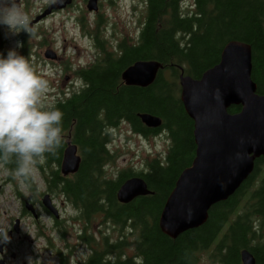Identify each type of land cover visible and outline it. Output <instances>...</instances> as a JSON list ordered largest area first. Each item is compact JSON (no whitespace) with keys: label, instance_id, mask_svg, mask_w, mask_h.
Listing matches in <instances>:
<instances>
[{"label":"trees","instance_id":"obj_1","mask_svg":"<svg viewBox=\"0 0 264 264\" xmlns=\"http://www.w3.org/2000/svg\"><path fill=\"white\" fill-rule=\"evenodd\" d=\"M145 1L146 17L137 40H122L113 50L99 56L98 62L79 70L85 86L55 104L63 113L61 144L53 153H46L41 167L35 169L45 179V191L63 194L69 203L83 205L85 217L89 215L90 219L91 212L101 210L99 200H102L112 207L105 212L107 216L134 220L138 233L136 255L130 257L133 260H120L118 252L116 264H195L197 250L210 243L214 247L211 259L219 264H240L239 250L243 247L253 254L255 264H264V172L258 185L248 189L264 156L255 159L252 172L231 195L210 207L206 221L200 226L175 238L158 226L164 198L179 173L191 163L195 150L193 124L180 100L178 76L183 71L198 79L219 61L227 42L242 41L251 46V78L257 92L264 95V0H194L192 11L180 6L183 0ZM97 45L104 48L98 40ZM139 59H156L164 66L146 87L127 85L121 78L123 69ZM165 69L169 71L167 77L163 75ZM239 109V105H232L229 111ZM141 113L159 117L163 127L170 129L174 144L165 162L148 161L147 169L139 171L154 194L116 205L115 190L131 171L120 170L114 184L106 177L100 179L105 163L114 157L108 147L107 129L126 122L135 132H144L145 126L138 116ZM69 129L70 141L77 145L82 156L75 178L59 174L67 143L63 134L67 135ZM4 164L14 174L15 160ZM9 180L23 183L33 199L41 192L33 174L18 181L10 176ZM241 198H244L242 213L227 221ZM123 244L107 245L104 253L94 252L87 264H100L103 255L105 264H112L106 252H111L112 247L119 251Z\"/></svg>","mask_w":264,"mask_h":264},{"label":"rangeland","instance_id":"obj_2","mask_svg":"<svg viewBox=\"0 0 264 264\" xmlns=\"http://www.w3.org/2000/svg\"><path fill=\"white\" fill-rule=\"evenodd\" d=\"M50 1L52 0H19L20 7L28 14L34 30V35L26 36L21 33L19 37L23 38L27 46L25 52L20 50L21 54L25 55L33 64L36 72L48 81V88L42 96V101L53 106L85 86L78 74L79 70L98 62L99 56H102L107 50H113L122 40L126 42L137 40L141 22L145 16V2L144 0H99L98 11L93 12L86 8L87 0H72L57 13L49 14L43 20L34 22L35 15L40 13ZM187 3L189 6L192 4V0H187ZM97 40L102 43L104 48L101 49L97 45ZM11 46V38L5 40L0 34V50H6ZM48 50L55 53L53 58L44 56ZM163 73L165 77L169 75L167 69L163 70ZM108 130H110L108 147L114 155L105 166V172H109L110 177L123 169L137 172L138 176H143L139 171L145 169L148 161L159 159L166 154L168 142L166 134L162 131L159 135H140L134 133L126 122H120L113 130ZM79 155H81L80 150ZM167 157L163 158L164 162ZM41 161L36 165L39 168L42 165ZM263 172L264 162L250 180L248 189L258 185L259 177ZM33 175L37 181L36 169ZM10 176L18 181V177L11 174L10 171L7 172L0 165V183H3L0 192V231L5 229L8 219L12 222L15 217L19 216L20 205L15 194L27 193V188L23 183L8 181ZM41 178L40 173L39 183L36 185H40ZM40 194L42 193H37L38 196ZM55 198V202L60 207L59 213H61L58 234L60 235L61 231L64 236L62 242L58 241L57 249L67 254L68 258L64 260L65 264H83L87 260L88 254H90L87 250H78L76 254H72L73 248L79 249L86 244L87 234L93 242L98 241L94 247L96 252L102 251L103 248L99 241L101 232L107 235L111 242L110 245L124 243L119 251L112 247L111 253L106 252L109 258H117L118 252V258L124 257L120 260L135 254V244L138 240L136 229L130 233L119 219L114 220L103 211L104 216L102 217L100 210L91 212L90 219L88 215L80 217L78 221L77 211L65 201V196L55 194ZM243 202L244 198L238 200L235 210L230 212L227 221L232 220L237 213H242ZM110 220L116 222L120 228L123 226L122 231L117 232L116 228L111 227ZM31 221L32 219L29 217H25L21 221V229L27 236L33 234ZM71 224L72 226H70ZM225 226L226 223L222 229ZM83 232L87 234H84V241H81L78 238L83 235ZM212 250L213 245L197 250L195 264H219L211 259ZM16 251L20 254L26 252L22 247H18ZM93 257L91 258L93 259ZM109 261L113 260L109 259Z\"/></svg>","mask_w":264,"mask_h":264},{"label":"water","instance_id":"obj_3","mask_svg":"<svg viewBox=\"0 0 264 264\" xmlns=\"http://www.w3.org/2000/svg\"><path fill=\"white\" fill-rule=\"evenodd\" d=\"M69 1L57 0L33 21ZM97 1L88 0V9L96 11ZM250 52L248 45L232 41L225 47L221 62L200 80L181 79L180 97L193 119L196 151L191 164L177 176L158 217L160 230L171 238L202 224L210 206L231 195L252 172L255 157L264 155V95L254 92ZM45 56L54 55L46 52ZM160 68L158 60L139 59L126 67L121 77L127 85L146 87L153 83ZM231 105L241 108L231 113ZM140 116L149 126L159 125L158 119L149 114ZM76 149V144L68 142L60 165L62 173L78 169L80 156ZM150 192L143 178L132 176L120 185L117 196L127 202ZM43 202L56 213L48 194ZM241 259L242 264H255L247 249L241 251Z\"/></svg>","mask_w":264,"mask_h":264},{"label":"clouds","instance_id":"obj_4","mask_svg":"<svg viewBox=\"0 0 264 264\" xmlns=\"http://www.w3.org/2000/svg\"><path fill=\"white\" fill-rule=\"evenodd\" d=\"M21 33L34 35L28 14L19 0H0V34L12 40L0 50V161L14 159V175L27 179L44 155L60 146L63 113L42 101L48 81L21 54ZM9 239L7 230L0 231V243Z\"/></svg>","mask_w":264,"mask_h":264},{"label":"flooded vegetation","instance_id":"obj_5","mask_svg":"<svg viewBox=\"0 0 264 264\" xmlns=\"http://www.w3.org/2000/svg\"><path fill=\"white\" fill-rule=\"evenodd\" d=\"M168 73H169V71H168ZM83 83L85 85L84 81H83ZM190 120H192V119H190ZM192 124H193V121H192ZM143 125L145 126L144 132H135L133 130V128L131 126L130 127L134 133H139L140 135H144L146 133L147 134H159L160 130L157 129V127L156 128L148 127L144 123H143ZM161 126L163 127V123L161 124ZM108 129L113 130L114 127H108ZM163 129L166 130V132H167L166 134L168 135V145H167V150H166V155H167L170 153L169 151L172 148L174 142H173V138L170 135L171 134V132L169 131L170 129L167 127H163ZM192 131H193V129H192ZM71 134H72L71 129H69L67 135L63 134L64 137H66L65 143L70 141V139L72 138ZM193 140H194V138H193ZM192 158H193V156L191 157V161H192ZM39 163H40V161H39ZM0 165L3 166V168L7 172H9V169L5 166L4 162L0 161ZM59 174L62 177H66L65 175H69L68 176L69 178H75L77 175V172L68 173V174H62L60 172ZM99 174H100V179H104V177H106L107 179H114L115 180L119 177V173H116L111 178H110L109 172H103V173H99ZM130 176H132V175H129L128 177H130ZM128 177H126V178H128ZM142 178L145 180L144 176H142ZM145 182H146V180H145ZM113 184H114V182H113ZM120 184H122V183H120ZM120 184L118 185V187L114 193L116 205L125 204V203L120 202L118 200L117 195H116ZM146 184L148 186L147 182H146ZM36 188L38 191H43L42 194L37 196V199H33L31 197V193L28 190H27V193H22L20 191L21 194L20 193L15 194L16 199L20 205V213H19V216L15 217L13 219L12 222L10 219L7 220V225H6L4 230H7V235H8V237H10V239L7 242L0 243V264H53V263L54 264H65L64 260L68 258L67 254L62 252L60 249H57L58 248V246H57L58 241L62 242L64 239V236L61 234V231H60V235L58 234V229H59V224H60L61 218L57 214H54L53 212H51L42 203V197L44 196V193L47 192L50 195L54 206L57 208V210L59 209L58 210V212H59L60 207L55 202V199H56L55 194L52 192H49V191H45L47 188V184H46L44 178H41V183H40V185H36ZM153 194H154V192L147 194V195H139V196H148V195H153ZM136 197H138V196H136ZM166 198H167V196H166ZM166 198H164L162 207L164 205ZM132 200H130V201H132ZM65 201L69 203V201L67 200L66 197H65ZM130 201H128V202H130ZM27 202L32 205V208L34 209V211L26 208ZM99 202H100V207H101V210H100L101 216L103 217L104 216L103 212H106L107 209L112 210V207L110 204H104L102 202V200H99ZM128 202H126V203H128ZM69 204L72 206V208H74L77 211V215H76L77 219H80V217H85L83 215V211H85V208L83 207V205H82V207H79L77 204H75L73 202L69 203ZM59 215H61V213H59ZM25 217H29L32 219V221H31V224L33 225L32 236H27L26 233L23 232L21 229V221ZM110 221H111V227L116 228L117 232H121L123 229V226L128 228V231L130 233H133L136 229V224H135L134 220L132 218H129V217H121L120 223L123 225V226H121V228L113 220H110ZM70 226H72V224ZM69 229H71V227H69ZM85 231H86V229H85ZM84 234H87V233L83 232V235L81 237H79L78 239L81 241H84ZM99 239H100L99 241L101 242L103 248H102V251L97 252V253H104L106 246L109 245L110 242L108 240L107 235H104L102 232H101ZM39 240H41V241H39ZM85 240H86V242H85L86 244L83 245L82 247H79V249H76L77 251L78 250H81V251L87 250L88 252H90V254H88L87 260L83 264H87V262L89 261L90 257L93 255V253L96 252L94 247H95V244L98 242V241L93 242V240L90 239L88 234H87V238H85ZM210 245H212V243H210ZM18 247H22L23 249H25L26 252L23 254L18 253L16 251ZM213 249H214V247H213ZM243 249H245V247H243L239 250L240 264H242L241 251ZM77 251H73V249H72V254H76ZM109 253H111V252H109ZM102 258H103V261H101L100 264H105V261H104L106 258L105 255H103ZM128 258L130 260H133V258H130L129 256H127V258H125L124 260H127ZM110 260H113V262H111L112 264H116L117 258L112 259L110 257Z\"/></svg>","mask_w":264,"mask_h":264},{"label":"bare ground","instance_id":"obj_6","mask_svg":"<svg viewBox=\"0 0 264 264\" xmlns=\"http://www.w3.org/2000/svg\"><path fill=\"white\" fill-rule=\"evenodd\" d=\"M233 41H235V40H233ZM230 42H232V41H229V42H227V43L224 45V47H223V49H222V51H221V54H220V59H219V61H218L216 64H214L213 66H211V67H209L208 69H206L198 79L192 78L190 75L185 74L183 71H181L180 74H179V77H178V82H179V84H180V87H181V79H183V78H187V79H189V80H193V81H194V80H200V79L202 78V76H203L204 73H206V72H208L209 70L215 68V67L221 62V58H222V54H223V52H224V49H225V47H226ZM238 42L248 45L249 48H250V51H251V46H250L249 44H247V43H245V42H242V41H238ZM250 54H251V59H252V52H250ZM163 67H164V66H163V64L161 63V69H163ZM251 69H252V63H251ZM250 78H251V71H250ZM122 80H123V79H122ZM123 81H124V80H123ZM251 81H252V82L254 83V85H255V90H254L255 94L263 95V94H259V93L257 92L256 83L252 80V78H251ZM124 82H125V81H124ZM180 91H181V88H180ZM180 100H181V97H180ZM181 102H182V100H181ZM182 104H183V102H182ZM183 107H184V106H183ZM184 110H185V108H184ZM185 112H186V110H185ZM141 114H144V113H141ZM145 114H148V113H145ZM186 114L188 115L187 112H186ZM149 115H151V116L157 118L158 121H159V125L162 124V120H161L159 117H157V116H155V115H152V114H149ZM138 116H139V118L141 119V121L145 124V122L142 120L140 114H138ZM188 117H189L190 119H192L189 115H188ZM192 121H193V119H192ZM145 125L148 126V127H150V126L147 125V124H145ZM64 148H65V147H64ZM63 150H64V149H63ZM249 175H250V174H249ZM249 175H248V176H249ZM248 176H247V177H248ZM117 197H118V196H117ZM118 200H119V198H118Z\"/></svg>","mask_w":264,"mask_h":264}]
</instances>
